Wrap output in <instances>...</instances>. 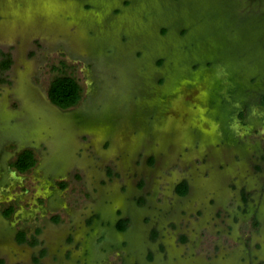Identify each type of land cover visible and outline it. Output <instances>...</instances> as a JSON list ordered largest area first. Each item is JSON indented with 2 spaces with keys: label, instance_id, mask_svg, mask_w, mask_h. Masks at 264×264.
Returning <instances> with one entry per match:
<instances>
[{
  "label": "rangeland",
  "instance_id": "374dc122",
  "mask_svg": "<svg viewBox=\"0 0 264 264\" xmlns=\"http://www.w3.org/2000/svg\"><path fill=\"white\" fill-rule=\"evenodd\" d=\"M5 53L3 264H264V0H0Z\"/></svg>",
  "mask_w": 264,
  "mask_h": 264
},
{
  "label": "trees",
  "instance_id": "16d2710c",
  "mask_svg": "<svg viewBox=\"0 0 264 264\" xmlns=\"http://www.w3.org/2000/svg\"><path fill=\"white\" fill-rule=\"evenodd\" d=\"M11 63V57L9 53H5V56L0 60V67L1 68H8ZM237 90L231 89L230 92L233 93ZM243 90V89H241ZM239 91V90H237ZM48 96L50 100L58 105L61 108H67L71 105L76 104L79 99L81 98V85L78 82V80L70 75V74H58L55 75L48 86ZM260 103L264 104V92L260 93ZM242 102L244 100L242 99ZM245 105H247L245 103ZM242 111L240 110L239 113ZM152 159V158H151ZM36 161V158L34 157V153L32 149L25 148L21 150L15 160L13 161V165L15 169L18 171H24L31 167ZM63 184V183H62ZM176 190L179 194H184L188 190V183L186 180L181 181L176 186ZM11 207L7 209L5 212L8 214L11 212ZM127 218H119L116 222V227L119 230H123L127 227ZM19 239H23L24 235L22 232L18 235ZM0 264H3V260L0 259Z\"/></svg>",
  "mask_w": 264,
  "mask_h": 264
},
{
  "label": "water",
  "instance_id": "95a60500",
  "mask_svg": "<svg viewBox=\"0 0 264 264\" xmlns=\"http://www.w3.org/2000/svg\"><path fill=\"white\" fill-rule=\"evenodd\" d=\"M238 122V121H237ZM239 123V122H238ZM240 126H245L244 124H240ZM12 174H14V171H12Z\"/></svg>",
  "mask_w": 264,
  "mask_h": 264
}]
</instances>
